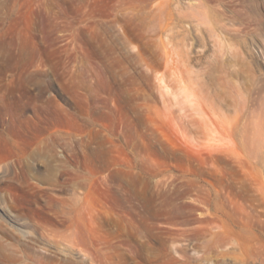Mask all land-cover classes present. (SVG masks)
Masks as SVG:
<instances>
[{
  "label": "rangeland",
  "instance_id": "rangeland-1",
  "mask_svg": "<svg viewBox=\"0 0 264 264\" xmlns=\"http://www.w3.org/2000/svg\"><path fill=\"white\" fill-rule=\"evenodd\" d=\"M162 1L0 0V264H264V0Z\"/></svg>",
  "mask_w": 264,
  "mask_h": 264
},
{
  "label": "bare ground",
  "instance_id": "bare-ground-1",
  "mask_svg": "<svg viewBox=\"0 0 264 264\" xmlns=\"http://www.w3.org/2000/svg\"><path fill=\"white\" fill-rule=\"evenodd\" d=\"M209 3V0H163L157 7L158 9H163L161 11L166 13L165 15L169 20L168 25L171 24L174 27L178 26L180 34L183 35V40H186L190 48H193V50L197 52L198 47L204 50V47L214 46V41L210 39V36H212V33L216 30H225L224 27L227 25V22H225L226 17L224 16V9L213 7L211 6L212 4L210 5ZM219 194H217L215 198L221 200L222 195L220 194V196ZM207 209H209V207H207ZM246 212L248 213V211ZM249 215H251L250 212ZM211 220L212 219L206 215L201 218V222L209 221L212 223ZM249 221L251 220L249 219ZM249 221H247L248 223L240 222L232 218L231 221L227 223L222 219L220 223H216L215 220V223L212 224H216L218 230L215 231L214 234L221 237V241L224 245L236 243L239 253L244 255L246 261L250 264L262 263V256L259 253L248 250L245 244L241 242L240 233L248 232L253 227V225H251L253 223H249ZM191 223L193 224L194 222L192 221ZM225 250L228 252L231 249L226 247Z\"/></svg>",
  "mask_w": 264,
  "mask_h": 264
}]
</instances>
